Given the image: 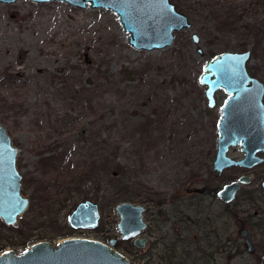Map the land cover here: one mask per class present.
<instances>
[{"label": "rangeland", "instance_id": "374dc122", "mask_svg": "<svg viewBox=\"0 0 264 264\" xmlns=\"http://www.w3.org/2000/svg\"><path fill=\"white\" fill-rule=\"evenodd\" d=\"M171 1L191 26L175 31L172 45L152 50L133 47L110 9L56 0L0 1V126L19 151L21 191L31 200L16 226L0 227V252L57 244L61 240L43 239L70 226L72 212L89 200L99 206V226L74 229L68 238L107 243V237H118L115 248L132 264H177L172 251L142 250L122 240L117 206L145 203L148 222L157 202L175 190L185 194L206 183L221 189L248 174L256 176L245 188L255 202L239 196L235 211L241 219L258 212L254 220L264 222V164L221 175L214 170L219 122L230 96L221 89L209 109L201 82L209 60L249 50L248 72L264 84V0ZM126 69L133 78L123 74ZM119 131L124 140L116 152ZM66 150L71 157L53 171V161ZM114 154L125 167L119 176L107 168ZM229 156L243 159L242 147L231 148ZM224 223L239 239L238 223L226 214ZM252 236L255 254L242 244L239 253L228 251L219 263L264 264V225ZM178 252L185 261L187 252Z\"/></svg>", "mask_w": 264, "mask_h": 264}, {"label": "water", "instance_id": "95a60500", "mask_svg": "<svg viewBox=\"0 0 264 264\" xmlns=\"http://www.w3.org/2000/svg\"><path fill=\"white\" fill-rule=\"evenodd\" d=\"M13 3L16 0H0ZM48 2L53 0H33ZM85 8L88 3L94 8L116 12L127 32L129 41L136 49H161L172 45L174 32L188 28L191 23L171 0H56ZM199 38L194 35V41ZM251 51H227L209 60L202 84L206 87L209 109L217 104L216 94L224 89L229 99L222 109L219 122L218 152L215 170L222 173L234 166L253 169L264 162V84L252 77L247 69ZM242 147L245 157L233 160L228 153L232 147ZM19 151L12 144L6 130L0 126V219L8 226H16L18 219L29 208L30 199L22 194V176L17 168ZM254 175L242 176L224 186L219 196L231 203L242 185H248ZM264 190V180L261 183ZM144 204L121 203L116 211L120 217L118 230L121 239L133 241L139 249L146 247L142 232L146 229ZM101 214L97 203H80L69 218L71 228L90 230L99 226ZM245 240L250 254L255 249L246 230L239 233ZM108 243L87 238H65L57 244L40 242L18 253L7 250L0 254V264H132L118 251L116 241Z\"/></svg>", "mask_w": 264, "mask_h": 264}, {"label": "flooded vegetation", "instance_id": "af4514ba", "mask_svg": "<svg viewBox=\"0 0 264 264\" xmlns=\"http://www.w3.org/2000/svg\"><path fill=\"white\" fill-rule=\"evenodd\" d=\"M262 157H264V155H262ZM263 164L264 162L260 165ZM232 168L243 167L234 166ZM222 173H219V175ZM249 175L254 174L243 176ZM255 178L256 176L254 175V180L250 184L242 185L235 199L231 203H226L219 196L220 191L225 185L221 189H215L211 188L209 183H206L201 188L197 186L189 188L185 194L182 189L175 190V193L171 195L168 200H160L157 202V210L153 211L151 215L149 214L147 217L148 222L145 220L147 213H149L148 207L145 203H141L147 207L144 212L146 229L141 235L142 238L146 239V247L142 250L162 248L168 252L172 251L173 258L178 261L176 262L177 264H186L190 258L194 259L193 264H201V262L204 264H220L219 261L228 251L237 250L239 253L242 244L248 252L245 240L239 235L240 231L246 230L255 249L253 254H255L256 247L253 240L254 236H252L253 229L263 226L264 222L254 220V217H259L258 212H255L253 217L248 213H244L245 218L241 219L240 215L242 214L235 211L239 196L245 197L251 203L255 202V197L253 198L254 193L246 192L245 190L246 187L254 183ZM260 188L264 192L261 184ZM208 199H211V202H208ZM219 204L221 205L220 207ZM225 214L238 223L237 236L239 239L234 236V233L226 232L224 223ZM110 240L111 239L107 237V243ZM117 241L116 244H118L116 246L119 247L121 244ZM178 251L187 252L186 254H183L185 261L182 257H178L181 256ZM186 258L188 260H186Z\"/></svg>", "mask_w": 264, "mask_h": 264}, {"label": "trees", "instance_id": "16d2710c", "mask_svg": "<svg viewBox=\"0 0 264 264\" xmlns=\"http://www.w3.org/2000/svg\"><path fill=\"white\" fill-rule=\"evenodd\" d=\"M123 74L128 75V77H131V78H133V76H134V73L131 72V70H128V69L124 70ZM95 79L98 80L99 83H101V84L104 83V79L101 76H96ZM102 85L105 86V84H102ZM108 85H110V84L108 83ZM84 133H86V132H84ZM119 133H120V131H119ZM123 133H124V131H122V133H120V138L118 136V138H117V140L119 139L118 141L116 139H114L115 141L113 142V144H116V143L118 144V149L116 150V152H119V148H120L119 143H122L123 140H124V139L123 140L121 139V135H122V137H124L123 136ZM99 138L97 140H99ZM71 155H72L71 150L70 151L69 150H66L65 152L61 153L59 155V158L58 159H55L53 161L55 163V165L54 164L51 165L50 168H52L53 171H56L58 169V167L61 166V164L64 161H67L68 158L71 157ZM96 163H97L96 161H92L90 163V165L93 164V166H94V164H96ZM105 163H106V161H105ZM107 168L109 169V171H112L113 174L116 175V176L117 175L118 176L121 175V172L123 171V169H125L124 164H122L121 160H119V158H117V155H115V156L112 157V159L109 162V164H107ZM61 175H63V174H61ZM36 193H40V192L39 191H36ZM0 227L2 229H4V228H8V229L11 228L10 226L8 227L7 225H5L2 222L0 223ZM73 233H74V229L71 228L70 226H66L65 227V230H63L61 232H56V236H54L53 238H44L43 240H50V239H53V240H62V239L68 238L70 236V234H73ZM1 252H3V251H1Z\"/></svg>", "mask_w": 264, "mask_h": 264}]
</instances>
